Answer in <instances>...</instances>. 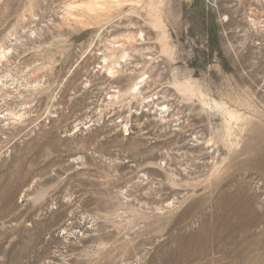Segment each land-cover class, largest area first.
Listing matches in <instances>:
<instances>
[{
    "label": "rangeland",
    "instance_id": "rangeland-1",
    "mask_svg": "<svg viewBox=\"0 0 264 264\" xmlns=\"http://www.w3.org/2000/svg\"><path fill=\"white\" fill-rule=\"evenodd\" d=\"M0 264H264V0H0Z\"/></svg>",
    "mask_w": 264,
    "mask_h": 264
},
{
    "label": "bare ground",
    "instance_id": "bare-ground-1",
    "mask_svg": "<svg viewBox=\"0 0 264 264\" xmlns=\"http://www.w3.org/2000/svg\"><path fill=\"white\" fill-rule=\"evenodd\" d=\"M137 86V85H136ZM135 89H136V87H135ZM228 183V182H227ZM229 192V191H228ZM232 193V192H231ZM228 197V196H227ZM215 209V208H214ZM239 211V210H238ZM185 225V224H184ZM246 227V226H245ZM186 262V261H185Z\"/></svg>",
    "mask_w": 264,
    "mask_h": 264
}]
</instances>
